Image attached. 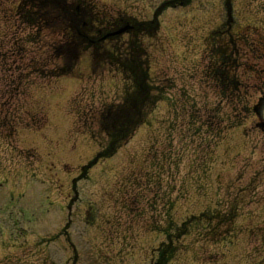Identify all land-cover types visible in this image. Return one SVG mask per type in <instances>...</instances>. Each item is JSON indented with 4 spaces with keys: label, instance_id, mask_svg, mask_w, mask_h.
Instances as JSON below:
<instances>
[{
    "label": "rangeland",
    "instance_id": "374dc122",
    "mask_svg": "<svg viewBox=\"0 0 264 264\" xmlns=\"http://www.w3.org/2000/svg\"><path fill=\"white\" fill-rule=\"evenodd\" d=\"M93 1L100 28L101 12L148 20L157 0ZM181 2L163 8L154 33L139 34L149 79L160 88L155 103L116 154L84 173L108 142L100 113L125 91L138 94L136 77L127 64L86 55L76 69L82 79L28 78L26 50L50 40L21 43L30 30L12 15L17 0H0V264H153L165 240L153 225L169 231L186 221L164 264H264V132L251 113L264 90V0H230L229 33L241 54L238 109L226 99L216 105L206 86L214 45L221 50L227 39L212 33L228 13L225 0ZM123 39L107 46L129 49ZM52 56L36 68L54 67ZM251 182L253 193H244Z\"/></svg>",
    "mask_w": 264,
    "mask_h": 264
},
{
    "label": "trees",
    "instance_id": "16d2710c",
    "mask_svg": "<svg viewBox=\"0 0 264 264\" xmlns=\"http://www.w3.org/2000/svg\"><path fill=\"white\" fill-rule=\"evenodd\" d=\"M63 6H64L63 4H57L55 0H37V4L35 5L34 9L29 10L28 14H31L35 17L39 15L42 16L44 22L47 23L49 28L54 33H58L60 27L63 25L62 21L64 22V20H69V19L73 20L74 17L76 16V13H74L73 9L70 7L65 6L66 11H62L61 8H63ZM39 21L40 19L37 20V22ZM36 27L39 30V28H41L42 26L36 25ZM74 38L75 35L70 37H66V36L60 37V39L56 41L55 43L56 46L54 47V50L52 52L57 53V51H59L61 48L67 49L68 45L70 44V41H74ZM76 43L80 44L78 42ZM130 43H133L132 39H130L128 44ZM130 48H132L131 45ZM133 53H135L134 50ZM67 60L68 61L70 60L69 57L67 58ZM135 61L136 60L128 62L127 64H132L133 68H135L136 64L139 63V68H141L142 67L141 61L139 62H135ZM142 86H144V84ZM142 86L140 88H142ZM142 98L145 100L146 94H144ZM133 113L134 112L132 111L123 114L122 112H119V114L114 115V117L112 118L111 127L114 124H118L122 116L126 115L128 117L123 123V129L121 127L119 132L115 130L108 131V135H109L108 139H110V142L106 147V151L105 150L102 151V153L105 151L103 155L114 152L115 145L120 142V137L124 135L126 128L131 126L135 121V116L133 115ZM160 227H162V229L164 230L165 236H167V238L166 241L160 245L161 247L158 250V254L156 255L157 259L155 264H164L170 258V255L172 254L174 248L176 247L174 240L181 237L186 231V226L183 224H179V226L176 228L172 226V228L169 229V231H167L164 226H160Z\"/></svg>",
    "mask_w": 264,
    "mask_h": 264
},
{
    "label": "flooded vegetation",
    "instance_id": "af4514ba",
    "mask_svg": "<svg viewBox=\"0 0 264 264\" xmlns=\"http://www.w3.org/2000/svg\"><path fill=\"white\" fill-rule=\"evenodd\" d=\"M229 91L227 90V88H225L224 90H222V92H221V97L220 98H222V99H226V98H228L226 95H224V94H227ZM262 95H264V94H262ZM235 97H236V95H231L230 96V99L228 100L229 102H232L234 99H235Z\"/></svg>",
    "mask_w": 264,
    "mask_h": 264
},
{
    "label": "bare ground",
    "instance_id": "6f19581e",
    "mask_svg": "<svg viewBox=\"0 0 264 264\" xmlns=\"http://www.w3.org/2000/svg\"><path fill=\"white\" fill-rule=\"evenodd\" d=\"M68 3H69V1L68 2L64 1V3H63L61 0H58V2H57V4H64L63 8H61L62 11H66L65 4H68Z\"/></svg>",
    "mask_w": 264,
    "mask_h": 264
}]
</instances>
